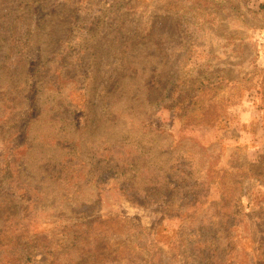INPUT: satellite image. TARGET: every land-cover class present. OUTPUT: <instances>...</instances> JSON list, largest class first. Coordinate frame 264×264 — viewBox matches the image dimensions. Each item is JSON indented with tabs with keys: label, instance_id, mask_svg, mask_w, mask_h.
Segmentation results:
<instances>
[{
	"label": "rangeland",
	"instance_id": "374dc122",
	"mask_svg": "<svg viewBox=\"0 0 264 264\" xmlns=\"http://www.w3.org/2000/svg\"><path fill=\"white\" fill-rule=\"evenodd\" d=\"M263 2L0 0V264L19 244L26 264H51L52 239L84 251L70 264H264ZM142 137L153 160L178 143L190 168H210L204 186L128 199L101 169ZM116 138L117 159L103 152ZM66 144L82 161L71 176L101 184L61 217L38 167ZM80 223L97 250L60 234Z\"/></svg>",
	"mask_w": 264,
	"mask_h": 264
},
{
	"label": "trees",
	"instance_id": "16d2710c",
	"mask_svg": "<svg viewBox=\"0 0 264 264\" xmlns=\"http://www.w3.org/2000/svg\"><path fill=\"white\" fill-rule=\"evenodd\" d=\"M259 8L260 10H264V2L259 5ZM32 89H34V87H32ZM146 122L147 118L146 116H143L140 119L141 125H146ZM74 123H81V121L75 120ZM144 139V137L137 138L135 142L136 146H134L135 148L129 149L130 153H132L133 150L135 151V155L132 156L129 160H120L114 167L107 166V168L101 169L102 172L104 171V174L107 170H110L114 173V181L120 184L121 191L125 193L128 199L136 203H144L147 199L151 198V196H156L162 191H164L162 194L164 196L165 191L171 188L187 190L196 189L198 191L202 186H204L206 180L208 179V170L210 168L207 170H199L198 168L193 166V168H195L194 170L197 169L196 172L199 171L200 179L193 178L195 171L190 168L191 166L189 164L183 162L185 161V157H182L184 155L180 154V152L175 149L178 143H176L175 146L172 147L171 158L169 160L165 158L162 161L159 157L153 160L151 159L152 154L150 153L151 155H147L146 153L147 150L152 149L151 146L153 142H148ZM115 140L116 141L113 142L111 146H109L107 150L103 152L109 153L111 154V156L113 155V157L117 159V151L120 150L118 144L120 143H118L117 138ZM77 145L66 144L65 146H58L59 148L63 149L62 151H68L67 155L65 154L64 157L59 158H56V156H54L53 159L47 160V162L43 166L38 167L39 173H41V175H47V177L51 181V184L53 185L50 191L51 205H55L59 202L60 205L64 203V207L60 208L59 206V208H53L54 213H57L59 211L61 217H65L67 211L68 213H71V211H73L71 208H79L84 204V202L82 201L83 199L81 198V194H79V188L82 185L86 183H95L98 186L99 184V182L96 180L86 182L83 178H79V180H81L82 182L77 181V178H73L71 176V172L68 170L71 167V163L69 164V162L75 163L76 159L75 157L69 156H72L75 152H77ZM201 151L203 152L205 157L208 156V148H203ZM179 157H182L181 160L178 159ZM77 159H79L80 161L75 163L76 167L77 165H82L81 158L78 157ZM89 160H91V158ZM150 161H152V163L146 164V162ZM22 166L23 164H21L20 168H22ZM91 167L94 168V170L96 169L97 171L101 168H99L98 164H95L94 162ZM262 170L264 171V166L262 167ZM78 171H80V169ZM150 172L153 174H150ZM213 173L217 174L216 171H213ZM103 178V181H105L109 178V176H103ZM16 217V222L13 226L14 233H17L15 226H22L20 224V221L18 220V215ZM95 220L96 219L91 220L89 223ZM65 228L60 231V234L64 235L73 230V237L69 243L70 246L74 244L76 248L78 246H86L90 249L96 248V245L90 243L89 239L86 240L87 236H94L93 234H91L92 228L90 226L80 223L76 224L73 227ZM85 228L87 229V232H84ZM19 245L21 247L17 250V256L15 255L16 260L14 264L18 262L21 264H26V262L31 258L30 253L32 252L30 251L32 250V247L26 246L27 244ZM63 246L62 244H60V241H55L54 239H52L50 254L52 256L51 264H70L76 260L82 259L84 255V251H82V249H79V252L82 251L79 256L74 258L69 252V249L67 250L68 252L63 250L59 251ZM205 251V248H203L199 249L197 253L203 256L205 254ZM90 252L93 251L90 250Z\"/></svg>",
	"mask_w": 264,
	"mask_h": 264
}]
</instances>
